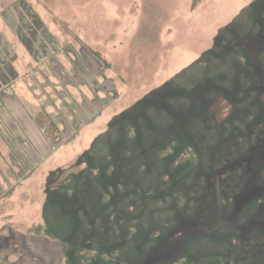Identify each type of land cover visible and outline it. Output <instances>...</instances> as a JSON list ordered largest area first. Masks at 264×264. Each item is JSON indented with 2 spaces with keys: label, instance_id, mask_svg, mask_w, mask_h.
I'll return each mask as SVG.
<instances>
[{
  "label": "rangeland",
  "instance_id": "rangeland-1",
  "mask_svg": "<svg viewBox=\"0 0 264 264\" xmlns=\"http://www.w3.org/2000/svg\"><path fill=\"white\" fill-rule=\"evenodd\" d=\"M0 35V264H264V0H0Z\"/></svg>",
  "mask_w": 264,
  "mask_h": 264
},
{
  "label": "trees",
  "instance_id": "trees-1",
  "mask_svg": "<svg viewBox=\"0 0 264 264\" xmlns=\"http://www.w3.org/2000/svg\"><path fill=\"white\" fill-rule=\"evenodd\" d=\"M16 5V3H12L11 6H8L7 9H11ZM6 10V9H5ZM1 41H3L1 35H0V91L8 88L16 79L15 76L13 75V69H12V60H13V55L10 52V49L3 43H1ZM4 42V41H3ZM7 77L9 78V80H7ZM11 79V81H10ZM255 83V82H254ZM253 87H256L257 90L259 91V95L258 98H260V114L264 113V85L259 86V84L254 85L252 84V90ZM249 88V89H250ZM1 93V92H0ZM233 110V109H232ZM264 116V114H263ZM35 126L37 127V129L42 133V135L44 136V138L46 139H51L53 137L54 134L58 133V127L57 125L53 122V120L51 119V117L45 112V111H39L38 113H36L33 118H32ZM264 157V154H263ZM260 158L256 157L254 161H252V163H261V161H258ZM10 192V191H9ZM9 192L3 196H0V198L5 197L9 194ZM32 232H38L37 229L35 228H31L29 230V233Z\"/></svg>",
  "mask_w": 264,
  "mask_h": 264
},
{
  "label": "crops",
  "instance_id": "crops-1",
  "mask_svg": "<svg viewBox=\"0 0 264 264\" xmlns=\"http://www.w3.org/2000/svg\"><path fill=\"white\" fill-rule=\"evenodd\" d=\"M13 66L14 65H12V69L14 70L13 71V74H14V76H15L16 79L14 80V82L8 88L9 89L11 88L12 89V92L14 90V93H4L5 96L3 97V100H2V105H4V103L7 104L10 107V110L12 111L13 114L10 115L11 122L8 121L6 123L3 119H0V122H1V124H0V131L3 129V127H5V125L7 127L11 128V129H13V130H16L17 129V126L14 124V112H15V103H16V101H15V95L17 94L19 97H21L22 96L21 90H23L24 88H26V85L24 83V80L25 79H22V74H21V72L19 70L20 68L18 66H16V65L14 67ZM18 112L20 114H18L17 117L18 118H21L22 116L23 117H26L27 127H29L31 129V131L34 133L35 136L39 135V137H40V134L41 133L39 132V130L36 128V126L32 122V118L31 117H28L21 110L18 111ZM4 123H5V125H4ZM12 190H13V188H12Z\"/></svg>",
  "mask_w": 264,
  "mask_h": 264
}]
</instances>
